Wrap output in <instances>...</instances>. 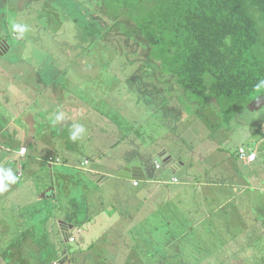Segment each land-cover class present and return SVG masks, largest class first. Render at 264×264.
I'll return each instance as SVG.
<instances>
[{
    "label": "rangeland",
    "instance_id": "rangeland-1",
    "mask_svg": "<svg viewBox=\"0 0 264 264\" xmlns=\"http://www.w3.org/2000/svg\"><path fill=\"white\" fill-rule=\"evenodd\" d=\"M81 2L0 0V42L10 45L0 50V264H69L68 256L59 257L69 250L78 257L82 233L72 222L77 189L87 204L81 216L100 223L92 239L103 253L100 264H158L147 253L183 250L168 247L176 236L191 251L205 250L202 258L188 255L182 264H236L235 256L251 264L250 258L263 256L264 181L235 152L240 146L264 150L254 143L264 129V89L247 100L219 98L203 106L162 73L131 22L110 23ZM251 14L256 52L264 59V19L254 6ZM29 143L33 154L21 169L17 152ZM165 146L186 164V173L177 176L181 181L205 182L222 173L216 180L224 183L212 189L221 195L208 207L220 231L205 234L218 241L206 248L203 226L175 231V220L180 228L181 221L201 215L169 214L175 199L200 205L210 191L178 194L154 185L146 193L115 174L125 160L140 158L159 178L165 170L157 169L153 156ZM50 158L60 166L47 165ZM85 159L88 171H78L76 162ZM238 173H244L239 184L246 188L233 183ZM62 221L75 228H63ZM102 229L109 231L108 241ZM132 250L140 254L128 255ZM95 256V262L102 259Z\"/></svg>",
    "mask_w": 264,
    "mask_h": 264
},
{
    "label": "trees",
    "instance_id": "trees-1",
    "mask_svg": "<svg viewBox=\"0 0 264 264\" xmlns=\"http://www.w3.org/2000/svg\"><path fill=\"white\" fill-rule=\"evenodd\" d=\"M83 1L110 23L131 22L162 73L203 106L247 100L264 89L251 14L254 6L264 19V0Z\"/></svg>",
    "mask_w": 264,
    "mask_h": 264
},
{
    "label": "crops",
    "instance_id": "crops-1",
    "mask_svg": "<svg viewBox=\"0 0 264 264\" xmlns=\"http://www.w3.org/2000/svg\"><path fill=\"white\" fill-rule=\"evenodd\" d=\"M31 104H32V101H31ZM255 133H256V131L253 134H255ZM253 134L251 136H253ZM254 143H257V145H259V147H263V145H264V129L261 130L260 138L257 139ZM32 147L33 146L30 143L27 145L23 144L17 152V155L19 156V158H21V160H23V159L27 160V158L33 154L32 153L33 152ZM247 147L253 149L254 152L256 153L255 160L252 163L247 165L239 159L237 153L235 152L236 160L238 162L242 163L245 167L250 168L251 170L253 168V171L255 172V173H253V175L257 179L260 178L259 180L263 182L264 181V150H262V152H260V150H259V152H258L257 148H254L253 146H247ZM23 148L26 149V152L24 155H20L19 152ZM161 150H162V152L158 151L154 154V156H153L154 159L157 158L159 155L166 153V155H168L170 158V162H172V164H173V170H174L173 173L169 170H165L164 168H162L161 163H160L159 159L157 158L158 159L157 165L161 166V168H159V169L157 168V169L158 170H160V169L165 170V173H163L162 176H160L159 178H157V175L155 177L154 172H152V173H149V177L146 181H131V180H127V179H122V180H124L129 186H131L133 188H141V186H143L146 193H148V191H151L152 189H150V188H151V186H154V185L167 186V187L171 188L173 190V192L178 193V194H184L187 192H191L193 188L195 190H196V188H199L200 193H201L203 188L205 190L210 191L212 193V196H210L211 193L209 195L206 194L207 196H205L202 199V202L200 205H197L196 203L193 204L191 202H185L182 204V200L175 199L174 204L176 206V209H175V211H173L172 213L169 214V215L173 214V218L175 217V219L179 215L181 210L185 213V214H182V216L184 218L187 216H192L193 211L196 212L197 216L201 215V216H199V218L197 220H195V222H189V221H185V220L181 221V223H180L181 227L180 228L177 226V221L174 219L175 224H176L175 225L176 226L175 231L176 232L177 231H189V230H192V228L197 227V225L203 226V228L199 229V232L202 233L201 238H200L201 241L205 238L206 243L203 245V247L206 248V246L210 245L213 241H218L217 236H211L209 239V237H205V234L210 233V232L217 233L220 231V229L217 228V221H215V226H213L214 222H213L212 218H213V215L216 213L211 214L209 212L210 210L208 207L215 202L217 203V197L221 195L217 191H214L212 189L213 188H219L220 186L218 187V184L222 185L221 183H224V180H219L220 182L216 180V178L223 179L221 177L222 173L220 174L219 177H215L213 180L212 179L205 180V182L204 181L195 182L197 180H193V179H191V177L185 179L184 181H181L177 176H178V173L181 171H184V173H186L185 172L186 171L185 170L186 164L182 160H179L178 162H176L174 160L173 156L171 155L170 151H169V147L165 146V147H163V149L161 148ZM45 151L49 152V149L45 148ZM190 151H192V150H190ZM88 160L89 159H85L81 162H76V168L78 169V171H82V172L88 171L86 169L87 164L89 165ZM133 160H135V158H129V159L125 160L124 164L120 165V167L115 171V174H117L123 167H125L127 164H129ZM137 161H139V163H141L143 165L146 164V162H147L146 160H142L140 158ZM86 162H87V164L83 165V163H86ZM72 163H75V161L73 160ZM46 164L51 166V167H56V165L60 166L59 163L54 162V158L47 159ZM63 167H66V166H63ZM256 168L258 169L259 172L256 171ZM99 173L103 174V175H107V176L114 175V174L104 173V172H99ZM239 174L244 175V173H238L235 175V177L232 181L234 184L237 185V187L241 186V188H246L247 184L245 182H241L242 184H239L240 181H243L242 179H240L241 177ZM136 182L138 183L137 185H135ZM262 182H258V183L260 184ZM79 184L80 183L77 182V186ZM226 185H228V184H226ZM72 196H73V207L76 209V212L73 213V215L75 216V219L72 218V222L74 224L76 223V227H77L76 230H79V232L82 233V235L80 234L81 235L80 239L81 238L83 239V245H80V243H79L77 246L76 253L78 254V257H74L73 250L72 251L69 250V251H66L67 253H69L68 255L65 251L63 252L62 255H59L60 260L62 259L63 255H64L65 257L68 256V259H70L71 264L79 262L78 260H80L81 258H86L88 260L89 263L86 262L85 264H100V262H102L104 260L103 259L104 258L103 253H102L101 249H98V251L95 250V246L93 244L94 241L92 240L96 237L94 235L96 233L93 231V228H94V226H97L100 223H98L99 222L98 220L95 221V219H90V218L84 219L81 216L82 209L84 207H86L87 204H85V200H83V198L81 197L80 191L78 189L76 191L72 192ZM191 210H192V212H191ZM215 210L218 211L217 208H215ZM110 218H111V216H110ZM171 221H173V219L168 220V222H171ZM61 225L63 228H70V229L75 228V225L69 224L68 222H65V221H62ZM106 228H108V227H106ZM104 232H106V235L103 234ZM108 233H109L108 230L103 231V229H102L100 236L103 237V235H104V237L106 238L105 240L108 241L107 238H109V236H110V233H109V235H108ZM102 237H98V240L101 241ZM172 240H174L175 245H171L170 241H169V244H168L169 248L170 247L183 248V250H174L171 252L163 251V252H159V254L157 253V255H160V256H157L154 253H147V256L149 258L156 259L158 264H182L181 261H183V259H186V256H188V255H191L194 258V260H197V259L202 258V255H204V253H205V250L191 251L190 246H188L187 244L181 243V240H183V237H177L176 236ZM221 242L223 243L222 244V246H223L225 243V240L222 239ZM215 244H216V242H215ZM247 245H250V244H247ZM239 246L245 247L242 245H239ZM241 251H243V250H241ZM95 254L98 255L97 258H102V259H98V260H100L99 262H95L96 260H93L96 257ZM137 254H140V252L138 250L128 251V255L135 256ZM92 257H94V258H92ZM235 257H236V259H234V261H236L235 262L236 264H244L243 262L238 261L239 260L238 256H235ZM249 261H251V264H254L255 262H257L258 264H264V255L261 257H258V258H250ZM106 263H107V260H105L103 262V264H106ZM127 263L137 264V263L129 262V261ZM139 264H141V263H139ZM187 264H208V263L207 262H198V263L192 262V263H187Z\"/></svg>",
    "mask_w": 264,
    "mask_h": 264
},
{
    "label": "water",
    "instance_id": "water-1",
    "mask_svg": "<svg viewBox=\"0 0 264 264\" xmlns=\"http://www.w3.org/2000/svg\"><path fill=\"white\" fill-rule=\"evenodd\" d=\"M162 164L163 168L165 170H169L172 173L173 170V164L170 162V158L168 155L162 154L157 157ZM138 159H135L131 161L129 164H127L125 167H123L117 174L118 178L121 179H127L131 181H146L149 177V173L151 172V169L149 168V164H141Z\"/></svg>",
    "mask_w": 264,
    "mask_h": 264
},
{
    "label": "built area",
    "instance_id": "built-area-1",
    "mask_svg": "<svg viewBox=\"0 0 264 264\" xmlns=\"http://www.w3.org/2000/svg\"><path fill=\"white\" fill-rule=\"evenodd\" d=\"M25 152H26V150L22 149L20 151V154L24 155ZM237 155H238L239 159L243 163H245L247 165L252 163L255 160V158H256V153L254 152V150L249 148V147H244V146H241V147L238 148ZM86 164H87V162L83 163V165H86ZM20 168L22 169V165L21 164H20ZM158 168H159V166H158ZM19 176H21V172H20ZM137 184L138 183L136 182L135 185H137Z\"/></svg>",
    "mask_w": 264,
    "mask_h": 264
},
{
    "label": "flooded vegetation",
    "instance_id": "flooded-vegetation-1",
    "mask_svg": "<svg viewBox=\"0 0 264 264\" xmlns=\"http://www.w3.org/2000/svg\"><path fill=\"white\" fill-rule=\"evenodd\" d=\"M3 41V44H1V42H0V50H2V49H10L9 47H10V45H9V43H8V41L7 40H2ZM0 53H1V51H0Z\"/></svg>",
    "mask_w": 264,
    "mask_h": 264
},
{
    "label": "clouds",
    "instance_id": "clouds-1",
    "mask_svg": "<svg viewBox=\"0 0 264 264\" xmlns=\"http://www.w3.org/2000/svg\"><path fill=\"white\" fill-rule=\"evenodd\" d=\"M240 147H241V146H240ZM23 149H24V148H23ZM21 150H22V149H21ZM21 150H20V151H21ZM25 150H26V149H25ZM237 151H238V150H237ZM19 154H20V152H19ZM20 155H21V154H20ZM158 166H159V168H161L162 164H161V166H160V165H157V168H158ZM159 168H158V169H159ZM162 168H163V166H162Z\"/></svg>",
    "mask_w": 264,
    "mask_h": 264
}]
</instances>
